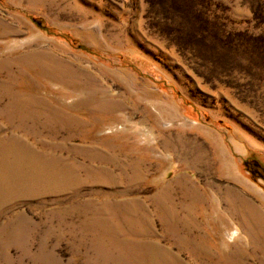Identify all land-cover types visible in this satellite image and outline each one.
<instances>
[{
	"label": "rangeland",
	"instance_id": "rangeland-1",
	"mask_svg": "<svg viewBox=\"0 0 264 264\" xmlns=\"http://www.w3.org/2000/svg\"><path fill=\"white\" fill-rule=\"evenodd\" d=\"M263 234L264 0H0V264H264Z\"/></svg>",
	"mask_w": 264,
	"mask_h": 264
},
{
	"label": "bare ground",
	"instance_id": "bare-ground-1",
	"mask_svg": "<svg viewBox=\"0 0 264 264\" xmlns=\"http://www.w3.org/2000/svg\"><path fill=\"white\" fill-rule=\"evenodd\" d=\"M198 154V153H197ZM202 154V153H201ZM200 155V154H199ZM202 156V155H201ZM211 187H213L212 189H213V191H215V192H217V193H223L222 191V188L220 187V185H218V184H216L215 182H211L210 184H209ZM226 188V191L228 190L227 189V187H225ZM194 189V188H193ZM196 189V188H195ZM189 191H190V189H188ZM197 190V189H196ZM190 192H192V193H194V194H197V193H195L196 191H194V190H191ZM232 192V191H231ZM217 195V194H216ZM226 195V194H225ZM224 195V197H226ZM197 199V198H196ZM219 199V198H218ZM228 202H229V211H230V213H232L233 215H235V211L238 209V208H236L235 206H233V204H235L236 203V201H235V203H234V200L232 199V198H229L228 199ZM198 203H200V202H198ZM244 204H246V203H243L242 205H244ZM193 205V204H192ZM237 205H238V203H237ZM233 206V207H232ZM190 207H192V206H190ZM244 207V206H243ZM193 209V208H192ZM191 209V210H192ZM172 211V210H171ZM189 211V210H188ZM193 211V210H192ZM244 213V212H243ZM230 232V231H229ZM233 233H234V231H233ZM264 235V234H263ZM260 238L262 237V236H259ZM229 238V237H228ZM230 238H232L231 237V235H230Z\"/></svg>",
	"mask_w": 264,
	"mask_h": 264
}]
</instances>
